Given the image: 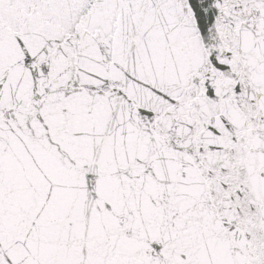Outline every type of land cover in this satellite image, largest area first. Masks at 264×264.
<instances>
[{
    "label": "snow or ice",
    "instance_id": "6c2138e0",
    "mask_svg": "<svg viewBox=\"0 0 264 264\" xmlns=\"http://www.w3.org/2000/svg\"><path fill=\"white\" fill-rule=\"evenodd\" d=\"M0 264H264V0H0Z\"/></svg>",
    "mask_w": 264,
    "mask_h": 264
}]
</instances>
